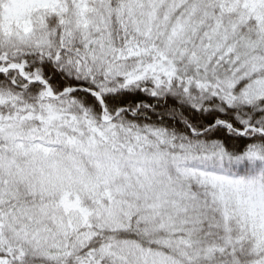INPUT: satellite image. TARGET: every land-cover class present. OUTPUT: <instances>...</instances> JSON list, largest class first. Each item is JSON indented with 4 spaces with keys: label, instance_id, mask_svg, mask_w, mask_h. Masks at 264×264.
<instances>
[{
    "label": "snow or ice",
    "instance_id": "snow-or-ice-1",
    "mask_svg": "<svg viewBox=\"0 0 264 264\" xmlns=\"http://www.w3.org/2000/svg\"><path fill=\"white\" fill-rule=\"evenodd\" d=\"M0 264H264V0H0Z\"/></svg>",
    "mask_w": 264,
    "mask_h": 264
}]
</instances>
